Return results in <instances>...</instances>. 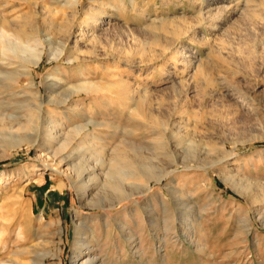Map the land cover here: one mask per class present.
I'll return each instance as SVG.
<instances>
[{"label": "rangeland", "instance_id": "1", "mask_svg": "<svg viewBox=\"0 0 264 264\" xmlns=\"http://www.w3.org/2000/svg\"><path fill=\"white\" fill-rule=\"evenodd\" d=\"M2 1L9 19L42 33L57 35L49 17L74 28L60 58L48 60L45 49L29 75L20 60L0 54V264H264V0H136L135 10L125 0H99L96 28L81 30L91 0H80L77 19L69 8L66 16L57 12L56 0H36L32 17L24 0ZM143 13L167 20L164 30L147 27ZM175 21L184 29L176 40L169 32ZM166 39L173 42L164 48ZM79 81L95 87L47 103ZM30 112L37 121L28 126ZM46 118L59 120L60 132L83 127L61 154L60 172L40 155ZM19 133L35 142L10 147ZM80 142L93 151L84 158L105 159L88 160L75 176L69 155ZM210 143L225 144L227 167L252 183L251 193L224 181L221 165L202 169L220 158ZM132 148L155 176L125 177L119 184L130 195L110 206L115 188L102 183L108 163ZM183 156L194 158L189 168Z\"/></svg>", "mask_w": 264, "mask_h": 264}, {"label": "bare ground", "instance_id": "2", "mask_svg": "<svg viewBox=\"0 0 264 264\" xmlns=\"http://www.w3.org/2000/svg\"><path fill=\"white\" fill-rule=\"evenodd\" d=\"M24 1H25L26 6L28 7V17H32V16L36 15V11H37L36 10V8H37L36 0H24ZM56 1L58 2V5L56 7L57 12H61L63 14V16H66L67 13L64 12L63 9L69 8L71 16H73L74 18L77 19V16L80 13V10L82 7L80 0H56ZM125 1L128 2V4L131 6V9L135 10L137 8L136 0H125ZM90 2L91 3H88L87 6H84L85 8L83 7L84 10H83L82 14L84 16L81 19V21L78 22V24L76 25V27L79 29L82 28L83 25H88L91 28L95 29L97 26V19L99 17L98 15H100L101 13L104 12L102 10V5H101L102 3L99 2V0H91ZM15 6H18V5H15ZM113 8L114 7H112V9ZM111 15H112V12H111ZM222 16H223V13L221 12L219 18H221ZM140 18L142 20H147L146 21L147 27H158L160 30H164L165 25L167 24V20L166 21H164V20L158 21V19H157V21L154 19L150 20V17H149V19H147L146 15L144 13L140 15ZM48 19H49V22L51 25L56 26L57 35L59 33V40L62 42V44H60V45L58 44V46H60V48L56 45L58 36L54 32H51V30H50V32L45 31L42 33L40 30H36V28H34L33 25L31 26L30 23L27 22L26 20L24 21V24H23L22 21H20V20L9 19L7 17V5H6V3H3L2 0H0V54H1V59H8L9 58V59L20 60L23 63V65L25 66L26 69L25 68L24 69L27 71V73L29 75L30 71L32 70V68H31L32 65H37L40 62V60L42 59L43 54L45 52V49H47L48 60L57 59L60 55H62L63 51L66 49V47L69 44V40L72 37V29L74 28V25H70L68 23L66 24V23L61 22V21L60 22L52 21L51 17H49ZM199 19L201 21L204 20V17L201 13V8L199 11ZM172 23L173 22L171 21V23H169V25H171ZM175 24H176V21H175ZM169 29H167V30H169V32L171 33V38H174L175 40L177 39L175 37L180 36V35L182 36V34H184V29L182 27H180L178 24L174 25V27L172 26V28H169ZM153 30H155V29H153ZM153 33H154V31H153ZM155 34H156V32H155ZM159 39L160 38H154L152 40V43H156L157 45L158 44L160 45L159 42H162L163 40H162V38H161L162 41H160ZM172 40L173 39H171V40L166 39L165 44L164 45H163V43H161V44L163 45L164 48L169 47V45L173 42ZM148 42H150V41L148 40ZM72 48L74 49V52L79 50L78 40L74 41V45ZM168 49H170V48H168ZM77 53H79V52H77ZM74 58H78V56L74 57ZM196 67H197L196 68L197 71L199 69H201V70H199L200 73L205 72V67H202L201 62L198 61ZM14 81H16V80H14ZM28 82H31V81H28ZM29 87H33L32 83H30ZM93 87H95L94 83H89L86 81H79V83H76V84L72 85L71 88H69L70 89L69 92L62 95L63 97H62V99L60 98L61 99L60 101H56L55 100L56 98L54 99L53 96L48 95L47 96L48 97L47 103H52V102H56L59 104L65 103L68 100V98L70 97V94L72 92L77 91V90H84L85 91L88 89H92ZM176 92H177V90H176ZM145 99H147V98H145ZM142 100H144V99L142 98ZM40 103L41 102H39V104ZM148 103L150 104V101ZM144 104H146V103H144ZM145 107H146V105H145ZM147 109H149V108H147ZM76 110H79V109L77 108ZM77 112H80V111H77ZM74 113H75V111H74ZM81 114L82 113H79V115H81ZM81 116H83V115H81ZM164 116H166V115H164ZM166 118L168 119L169 117H166ZM35 119L37 121L36 113L30 112L27 115V119H26L25 124H28V126H30L31 123L35 122ZM88 122H91V120ZM161 123H162V125H160V126L163 129H165L167 127V125H166L167 120L161 121ZM25 124H23V125H25ZM82 128L83 127L81 125H76V127L72 131L60 132V130H63L64 127H63V124H61V122L59 120L54 119V118L53 119L52 118H46L44 120L43 128H42L43 136H42V143H41L43 151L40 155L45 159V161H47V162L51 161V164L49 165V163H48L47 166H50L51 169H53L57 172H60L61 162L65 161V158L62 157L61 154L63 152H65L66 150H68L69 147H71V145L73 143L72 140L75 138V136H77L79 134V132H80V130H82ZM24 131H26V130H24ZM20 133L14 134V136H12L10 138L9 144H8L10 147H19L24 143L31 145L33 142H35L34 139L31 137L30 133H24V134L23 133L20 134ZM174 133H175L174 135H176V132H174ZM192 139L194 140V138H192ZM198 141H203V140H202V138L199 137ZM207 142H208V140H207ZM190 143H193V141L190 140ZM201 143H197V144L201 145ZM204 143H206V139H205ZM200 145H198V146H200ZM210 145H212V144L210 143ZM202 146H203V144H202ZM204 146H205V144H204ZM210 148H211V146H210ZM135 149H133L132 152H127V149H125L126 152L125 151H123V152L118 151V154L116 153L117 155L115 156V158H113L112 160L109 159L110 162L108 163V167H107L108 169H107L105 176H104V182H102V183H104L103 186H105V184L109 185V187L107 186L109 188V190H110V186L115 188V190H113L115 192V194L112 196V198H109L110 200H109L108 205H110V206L119 204L122 199H124L125 197L130 195V193L128 191H126V189L123 188L124 186L121 185V183L119 184V182L122 181L125 177L131 176V175L136 174V173H142V175H144L147 178H152L153 176H155L154 175L155 170H153V168H151L150 166H148L150 168H146V170L142 169L143 167H145V165L142 167V165H141L142 162H140V164L138 163V159H140V157L142 155L139 156L140 155V154H138L139 152L137 153L136 152L137 150L135 151ZM214 149L217 152V154L220 155V158L216 160V162H217L216 164H214L215 162L214 163H210V162L209 163H207V162L201 163L202 169H204V167L207 164L212 165L213 168L214 167L216 168V167L221 165V168H219V167L218 168L222 170V172L220 171V173H222L220 175H222L223 180L226 181L228 184L232 185L233 187H235L236 190L241 195L245 196L248 193V191L250 190L252 183L250 184L249 182H247L248 181L247 179H246L247 180L246 181L244 178L240 177L237 171H234V170L227 167L228 166L227 162L229 161L230 154L226 153L228 151H226V149H225V144H221L220 146L216 145V147L214 145V148L212 150H214ZM186 150H188V149H186ZM207 150H205L206 152H204V153H206V155L210 151V149L208 152H207ZM85 151L93 152L91 150V148L85 147L82 142L78 143L75 146V148L73 150H71V153L69 156L74 157L75 162L72 164L70 169L75 176H78V175L80 176V174H82V172L84 171V168L86 169V167L89 166L88 160L95 159L96 164H102V159H105V158L100 159L101 158L100 156L99 157L96 156L97 158H92L91 156L88 158H84L83 153ZM66 152H68V151H66ZM188 153H189V150H188ZM196 154H197V152H196ZM215 155H216V153H215ZM176 157H178V156H176ZM142 160H143V158H142ZM192 160H194V158H190L187 156L182 157L183 165H185L188 168H189L188 163H190V161H192ZM106 161L107 160H105V162ZM203 161H205V160H203ZM106 164H107V162H106ZM155 169H157V168H155ZM167 169H168V167H164L163 169H161V178H162V176H165L169 173V172H167ZM142 175H141V177H143ZM88 180L89 179H87L86 182L84 184H82L81 188H80L81 193H82L81 195H84L86 197H87L88 187L90 186ZM73 181H74V179H73ZM120 185L123 187H120ZM147 185L148 184H144V183L139 184L138 183L135 186L140 187L144 191V190L149 189V187ZM257 185L260 186L259 184H257ZM105 196L106 195H104V197ZM88 198H89V196H88ZM91 203H93V202H91ZM0 235H1V230H0ZM0 251H1V249H0ZM88 263H89V259L87 258V259H83V260L77 262L76 264H88Z\"/></svg>", "mask_w": 264, "mask_h": 264}]
</instances>
